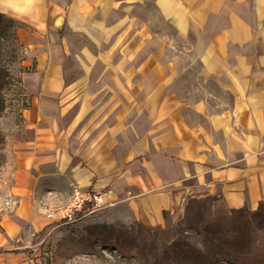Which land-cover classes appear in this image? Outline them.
I'll list each match as a JSON object with an SVG mask.
<instances>
[{"label":"crops","instance_id":"0c3cea01","mask_svg":"<svg viewBox=\"0 0 264 264\" xmlns=\"http://www.w3.org/2000/svg\"><path fill=\"white\" fill-rule=\"evenodd\" d=\"M0 14L32 98L0 260L74 189L109 190L167 243L190 201L221 217L264 203V0H0Z\"/></svg>","mask_w":264,"mask_h":264},{"label":"rangeland","instance_id":"374dc122","mask_svg":"<svg viewBox=\"0 0 264 264\" xmlns=\"http://www.w3.org/2000/svg\"><path fill=\"white\" fill-rule=\"evenodd\" d=\"M4 28L0 35V219L12 203L7 190L12 183L13 151L18 135L27 131L32 100L21 79L26 70L21 65L25 48L17 41L15 29L7 25ZM180 51L171 46L172 53ZM259 214L264 216V208ZM229 216L232 214L222 217ZM246 216L240 218V227L234 226L241 229L237 239L253 249L264 239V230L258 231V215L250 212ZM210 217L221 216L211 214L209 201L188 202L184 217L177 224L182 237L171 245L162 239L157 228L143 229L128 208L116 205L83 215L73 223H50L37 242L34 237H23L20 244L28 247L20 258H10V263L1 258L0 264H234L230 261L232 254H237L241 262L252 264L251 255L242 254L229 244L219 245L227 237L236 236L233 224L229 222L219 230L209 221ZM165 236L168 241L173 238L172 234ZM118 242L122 245L115 247ZM141 256L143 260L139 259Z\"/></svg>","mask_w":264,"mask_h":264},{"label":"trees","instance_id":"16d2710c","mask_svg":"<svg viewBox=\"0 0 264 264\" xmlns=\"http://www.w3.org/2000/svg\"><path fill=\"white\" fill-rule=\"evenodd\" d=\"M5 25H7V27L9 29L10 28L15 29V27L17 26V23L15 21H13L12 19L8 18L7 16L0 14V35L1 34L3 35V32L5 30V28H4ZM263 208H264V203H260L258 208L254 211H251L247 208H241L238 210H234L232 212V216H229V217H210L209 221L214 222V226L216 229L223 230L221 228H224V225L229 223V222H231L233 224V226L235 224L239 225L240 218L241 219L247 218L246 213L251 212L252 214L258 215L260 217L261 220L259 222V226L257 225V227H258V231L262 232V230H264V216H261L259 213H260V210ZM140 226L143 229H146L147 231H152L154 229L153 227H151V228L147 227L146 228V226H144L142 224H140ZM239 227H240V225H239ZM239 227L236 228L234 226V228L236 229L234 231V234H236L235 237L234 236H230L229 238L227 237L226 239L222 240V242H219V245L229 244L232 248L236 249V251L240 250L242 252V254L246 253L248 255H251L254 258V262L252 264H264V239L259 244V246L254 247L253 249H249V246H250L249 243L244 244V242L241 241L239 238L237 239V233L239 234L240 230H241ZM179 229H180L179 226H177V232L179 235H178L177 239L171 243V245L176 244L181 239L182 236H181V231ZM39 237H40V235H36L34 237V242H37ZM120 245H122V244L120 242H118L115 245V247H118ZM15 253H19V251H15ZM236 255L237 254H232L230 261L233 262L234 264H245V263L241 262V258H239V256L237 258ZM139 259L143 260L142 256Z\"/></svg>","mask_w":264,"mask_h":264},{"label":"built area","instance_id":"2783aa9c","mask_svg":"<svg viewBox=\"0 0 264 264\" xmlns=\"http://www.w3.org/2000/svg\"><path fill=\"white\" fill-rule=\"evenodd\" d=\"M116 205L115 201L109 199L108 192L98 191L83 194L79 189H74L70 201L65 206L51 209L46 216L55 222L73 223L83 215L112 208Z\"/></svg>","mask_w":264,"mask_h":264}]
</instances>
